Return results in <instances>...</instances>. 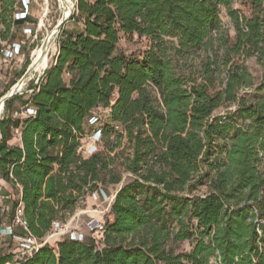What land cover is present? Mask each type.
Here are the masks:
<instances>
[{
    "label": "trees",
    "instance_id": "1",
    "mask_svg": "<svg viewBox=\"0 0 264 264\" xmlns=\"http://www.w3.org/2000/svg\"><path fill=\"white\" fill-rule=\"evenodd\" d=\"M20 8L0 0V41L31 21L16 20ZM69 21L53 64L6 102L0 122V180L18 195L9 223L22 204L43 239L88 194L118 192L103 233L0 254V264H264V75L256 86L246 66L256 57L264 68V0H76ZM135 35L151 46L120 52ZM195 58L198 77H187L178 66ZM28 108L35 115L16 116ZM16 228L8 232L23 238Z\"/></svg>",
    "mask_w": 264,
    "mask_h": 264
},
{
    "label": "rangeland",
    "instance_id": "2",
    "mask_svg": "<svg viewBox=\"0 0 264 264\" xmlns=\"http://www.w3.org/2000/svg\"><path fill=\"white\" fill-rule=\"evenodd\" d=\"M30 8H29V14H30V25L29 26H20L15 29V33H13V36L10 38V43H19L22 45V53L21 62L19 63L20 69H15L14 71H7L4 73V75L10 76V72L12 75V78L8 81H1L0 82V95L7 93L11 89V85L14 81H16V78L19 77L25 70H27V66L30 63V65L34 61V56L36 50H40L43 44V41L47 37V35L51 34L52 31L56 28L57 24L61 21L64 10L62 9L59 0H30ZM73 6L76 3V0H72ZM20 6L22 5V0L20 1ZM234 9L241 10L243 15L249 16L250 11L249 8L241 3H235L233 5ZM73 13V10H72ZM221 21L223 25L229 29L231 37L235 38V30L234 25L228 16L227 9L223 8L221 15H220ZM67 29L74 28L73 23L67 22L66 25ZM31 28L32 34L30 36H27L24 34V29ZM58 38V37H57ZM53 45V46H52ZM50 47L49 52V65L47 69L53 64V61L55 59V56L57 55L58 51V42L57 39L54 40ZM151 46L149 40L145 38H139L137 35L133 37H122L119 45L118 50L120 52H124L127 55H136L140 56L142 53H144L149 47ZM199 58H195L194 60L188 61L185 65L179 64L178 68L179 70L184 73L185 76L189 77L190 74H193L195 77H198V71H199ZM29 65V66H30ZM28 66V67H29ZM246 66L249 69L250 74L254 78L255 85H260L263 75H264V68L259 63L258 59L256 57L250 58L246 62ZM46 71V70H45ZM44 71V72H45ZM43 72V73H44ZM18 73V74H17ZM42 74H35L33 76V79L30 81L28 80L26 82V85L23 90V93H28V86L32 81H35L37 83V80L39 77H41ZM20 79V78H19ZM17 80V82L19 81ZM8 82V83H7ZM16 82V83H17ZM243 97H246L248 100H257L260 98V95L254 91V89H246L241 94ZM228 110H235V106H230L229 108H222L217 113L223 114L224 112ZM101 115L103 116V120H107V111H100ZM6 115V111L4 110L3 115ZM91 133L93 132L92 129L89 130ZM90 133V134H91ZM14 138L11 140L10 144L12 145H19V135L17 133H14ZM95 135H90V137L86 138L83 141V153L85 155L89 154V152L94 148L95 146ZM127 174H124V177H126ZM119 186H112L109 184H106V186L102 189L104 194L101 193L99 190L96 193V197L92 195H87L86 198L79 204L78 209L76 213L68 218V222L76 215L78 217L76 218L75 222L73 223L74 226L78 229H80L82 232H87L86 226L87 223L93 219H103L104 214H106L109 205L111 203L112 198L114 197L116 191L118 190ZM207 193V187L206 186H196L194 188L193 194L197 196H203ZM18 195H16V192H14L11 187L6 184L5 182L0 180V254H13L16 258H19L23 251L21 248V241L17 237L14 238L10 232H8L9 228H11V225L9 223L10 220V211H11V201L17 200ZM17 229V236H22V230L20 228ZM88 238L91 237V234L87 235ZM191 249V244L189 242L181 244L179 247L180 251H189Z\"/></svg>",
    "mask_w": 264,
    "mask_h": 264
},
{
    "label": "built area",
    "instance_id": "3",
    "mask_svg": "<svg viewBox=\"0 0 264 264\" xmlns=\"http://www.w3.org/2000/svg\"><path fill=\"white\" fill-rule=\"evenodd\" d=\"M21 1V0H20ZM30 0H22V5L20 8V11L16 13V20H26L31 19L29 14V8H30ZM30 20L26 21L22 26H29ZM20 27V26H19ZM17 28V27H16ZM15 28V29H16ZM13 30V33L15 31ZM31 28L24 29V34L27 36H30L32 34ZM12 33V36H13ZM11 38V37H10ZM22 53V45L19 43H10V39L7 41H0V56L6 60L7 62H11L15 60L18 56H20ZM38 82V80H37ZM22 91V95H23ZM32 116L35 115L34 110L32 109H25L21 112V114H16V116ZM100 136L98 133L95 134V141L97 142L99 140ZM94 148L89 152V154H92ZM102 194H104L103 190H100ZM118 190L116 191L114 197L111 200V203L109 205V208L104 214L103 219H93L87 223L86 229L87 232H82L80 229L76 228L74 226V222L78 215L74 216L69 222H56L54 223L51 231L44 237L43 239H38L34 236H32L29 232L28 226L23 218V207L22 204H20L16 210V215L12 221L11 230L12 228L18 227L20 228L24 233L25 236L20 239L21 241V248H22V256L31 255L33 252L38 251L40 248L46 246V245H52L56 242L63 240V239H69L71 241H79L83 242L88 238V234L91 236L99 235L104 232L105 225H106V219L110 214L111 205L116 197ZM95 192L93 194L94 197H96Z\"/></svg>",
    "mask_w": 264,
    "mask_h": 264
},
{
    "label": "water",
    "instance_id": "4",
    "mask_svg": "<svg viewBox=\"0 0 264 264\" xmlns=\"http://www.w3.org/2000/svg\"><path fill=\"white\" fill-rule=\"evenodd\" d=\"M75 6H76V3L73 6V13L75 11ZM72 14L69 15V16L63 15L61 21L56 26V32L55 33H52L51 35H49V34L47 35V37L45 38V40L43 41V44H42V50L44 51L42 55H44V53L48 49V45L50 44V39H49L50 36L55 37V39H57V37H58L59 33L61 32V30L64 28V26L66 25V23L69 22ZM34 65L35 64L32 63L27 68V70L25 71V73L23 74V76L19 79V81L13 87H11V89L6 93L5 96H3L0 99V108H1V106L3 107V112L5 110V106H6V102L7 101H9L10 99L14 98L17 95H22V91L24 90L23 87H25L26 82L30 79V75L33 73V67H34ZM39 78H38V80H39ZM3 112L0 114V122L3 120V116H2L3 115Z\"/></svg>",
    "mask_w": 264,
    "mask_h": 264
},
{
    "label": "bare ground",
    "instance_id": "5",
    "mask_svg": "<svg viewBox=\"0 0 264 264\" xmlns=\"http://www.w3.org/2000/svg\"><path fill=\"white\" fill-rule=\"evenodd\" d=\"M60 2V5L62 7V9L65 11L64 12V15L66 16H69L72 14V10H73V3H72V0H59ZM56 32V28L52 31V33H55ZM51 33V34H52ZM50 34V35H51ZM50 36V44L48 45V49L46 50V52L43 54V50H42V47L40 50H36V52L34 53L35 56H34V61L33 63L35 64L34 67H33V73L30 75V79H33V76L35 74H42L48 67L49 65V52H50V47L52 45V43L54 42L55 40V37H52ZM53 46V45H52ZM3 112V107L1 106L0 108V114Z\"/></svg>",
    "mask_w": 264,
    "mask_h": 264
},
{
    "label": "crops",
    "instance_id": "6",
    "mask_svg": "<svg viewBox=\"0 0 264 264\" xmlns=\"http://www.w3.org/2000/svg\"><path fill=\"white\" fill-rule=\"evenodd\" d=\"M15 33V31H14ZM21 57L22 56H18L15 60L11 61V62H7L6 60H4L1 56H0V82L1 81H9L10 78H12L11 72H10V76L8 78V76L4 75V73H6L7 71H14L16 68L20 69L21 67L19 66V63L21 62ZM25 72V71H24ZM18 74V73H17ZM23 74V73H22ZM21 74V75H22ZM21 75L19 77L16 78V81H14L12 83V85L14 83L17 82V80L21 77ZM8 83V82H7ZM11 85V87H12Z\"/></svg>",
    "mask_w": 264,
    "mask_h": 264
}]
</instances>
